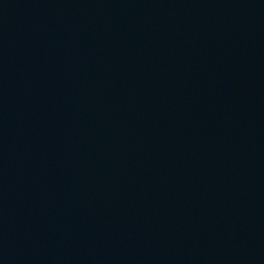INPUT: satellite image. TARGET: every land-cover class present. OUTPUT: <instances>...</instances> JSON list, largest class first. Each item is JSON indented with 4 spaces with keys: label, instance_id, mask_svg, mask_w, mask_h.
<instances>
[{
    "label": "water",
    "instance_id": "water-1",
    "mask_svg": "<svg viewBox=\"0 0 264 264\" xmlns=\"http://www.w3.org/2000/svg\"><path fill=\"white\" fill-rule=\"evenodd\" d=\"M0 264H264V0H0Z\"/></svg>",
    "mask_w": 264,
    "mask_h": 264
}]
</instances>
